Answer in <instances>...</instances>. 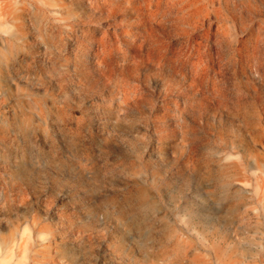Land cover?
I'll return each instance as SVG.
<instances>
[{"label":"rangeland","instance_id":"obj_1","mask_svg":"<svg viewBox=\"0 0 264 264\" xmlns=\"http://www.w3.org/2000/svg\"><path fill=\"white\" fill-rule=\"evenodd\" d=\"M231 1L234 7L226 0L214 5L232 26L237 28L240 18L263 23L264 4L252 2L246 9ZM46 3L57 11L46 14L40 26L27 24L23 61L10 74L18 91L42 99L46 117L40 132L10 134L3 148L10 170L21 172L18 184L24 190L22 200L12 193L8 215L35 216L49 226V237L60 248L90 253L91 263L111 264L106 248L114 234L106 227L103 199L135 181L126 169L130 164L145 177H158L160 207L176 198L193 209L206 204L197 198L205 179L188 173L178 143L185 121L210 136L219 105L207 88L188 89V69L176 62L185 41L181 32L154 25L160 43L141 36L150 26L146 0ZM27 73L37 75L38 84L22 79ZM245 86L264 93L262 83L250 80ZM49 101L60 108L62 119L47 112ZM219 230L227 228L221 223Z\"/></svg>","mask_w":264,"mask_h":264},{"label":"bare ground","instance_id":"obj_2","mask_svg":"<svg viewBox=\"0 0 264 264\" xmlns=\"http://www.w3.org/2000/svg\"><path fill=\"white\" fill-rule=\"evenodd\" d=\"M146 1L150 26L142 28L141 36L160 43L153 35L154 25L181 32L185 41L179 43L176 62L188 69L190 91L204 87L213 95L212 101L219 105L218 125L210 136H203L185 121L178 143L185 150V169L205 179L197 195L206 200L200 209L179 198L167 199L160 207L157 199L163 189L158 177L143 176L136 164L126 168L135 181L103 199L105 225L114 234L107 242L109 261L264 264V93L245 86L250 80L264 85V21L253 24L240 18L236 28L215 0H164L163 6V0ZM226 1L235 6L234 1ZM236 2L246 9L252 2L264 4ZM56 11L46 0H0V105H4L0 110V264H103L91 263L90 253L60 248L49 237V226L37 217L8 215L15 201L12 193L22 200L24 190L18 184L21 172L10 170L3 148L10 134L40 132L46 117L42 99L18 91L10 74L23 61L27 24L40 26L46 14L53 17ZM229 76L232 81L224 88ZM22 79L38 84L37 75L27 73ZM47 105L53 118L62 119L53 101ZM221 223L227 228L224 232L219 230Z\"/></svg>","mask_w":264,"mask_h":264}]
</instances>
